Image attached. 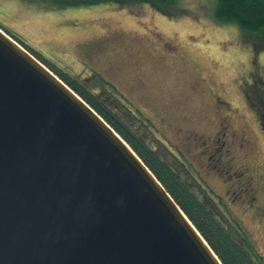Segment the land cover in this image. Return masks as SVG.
<instances>
[{
    "label": "rangeland",
    "instance_id": "rangeland-1",
    "mask_svg": "<svg viewBox=\"0 0 264 264\" xmlns=\"http://www.w3.org/2000/svg\"><path fill=\"white\" fill-rule=\"evenodd\" d=\"M216 2L178 0L166 15L146 3L0 0V28L69 76H93L96 91L108 84L264 256V32L217 21Z\"/></svg>",
    "mask_w": 264,
    "mask_h": 264
},
{
    "label": "water",
    "instance_id": "water-1",
    "mask_svg": "<svg viewBox=\"0 0 264 264\" xmlns=\"http://www.w3.org/2000/svg\"><path fill=\"white\" fill-rule=\"evenodd\" d=\"M0 264H222L130 146L2 28Z\"/></svg>",
    "mask_w": 264,
    "mask_h": 264
},
{
    "label": "trees",
    "instance_id": "trees-1",
    "mask_svg": "<svg viewBox=\"0 0 264 264\" xmlns=\"http://www.w3.org/2000/svg\"><path fill=\"white\" fill-rule=\"evenodd\" d=\"M105 1L116 2L122 7L146 3L166 15L171 14L169 8L173 9L178 4V0H93ZM214 17L223 23H236L247 33H263L264 0H217ZM41 62L130 146L193 223L222 264H264V256L248 233L228 216L222 202L217 200V195L207 187L199 174L191 169V164L180 159L168 146L162 144V149L155 146L149 136V124L118 94L111 92L108 84H100V91H96L91 82L93 76L80 79L69 76L46 61Z\"/></svg>",
    "mask_w": 264,
    "mask_h": 264
},
{
    "label": "flooded vegetation",
    "instance_id": "flooded-vegetation-1",
    "mask_svg": "<svg viewBox=\"0 0 264 264\" xmlns=\"http://www.w3.org/2000/svg\"><path fill=\"white\" fill-rule=\"evenodd\" d=\"M197 140V139H196ZM243 171V170H242ZM253 199H255V197H253ZM259 216L260 217H264V210H261L260 213H259Z\"/></svg>",
    "mask_w": 264,
    "mask_h": 264
}]
</instances>
